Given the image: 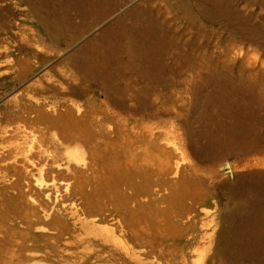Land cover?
<instances>
[{
  "label": "bare ground",
  "instance_id": "6f19581e",
  "mask_svg": "<svg viewBox=\"0 0 264 264\" xmlns=\"http://www.w3.org/2000/svg\"><path fill=\"white\" fill-rule=\"evenodd\" d=\"M111 1L0 0V264H187L195 245L218 261L222 232L173 185L171 145L151 128L148 154L140 128L181 95L128 93L131 74L161 60H128L126 45L127 60H82L83 17ZM140 36L159 39L157 26ZM254 89L264 98V61ZM233 95L213 99L245 120L256 103ZM237 130L243 155L264 154ZM173 249L178 262L165 260Z\"/></svg>",
  "mask_w": 264,
  "mask_h": 264
},
{
  "label": "rangeland",
  "instance_id": "374dc122",
  "mask_svg": "<svg viewBox=\"0 0 264 264\" xmlns=\"http://www.w3.org/2000/svg\"><path fill=\"white\" fill-rule=\"evenodd\" d=\"M82 1L85 8L98 2ZM103 8V16L90 12L83 17L82 60H127L124 45L128 60H161L159 69L130 76L139 85L133 83L129 94L181 95L165 105L168 114L141 123L147 153L154 128L158 142L171 145L165 160L181 165L173 185L194 197L196 211L207 212L222 232L213 264H264V154L249 150L264 147V98L254 89L264 61V0H112ZM154 26L159 39L141 38ZM239 90L256 103L244 112L245 120L228 116L213 99ZM135 119L130 126H136ZM239 124L251 131L246 155ZM205 249L193 246L185 255L187 264H208ZM180 255L173 249L165 260L178 262Z\"/></svg>",
  "mask_w": 264,
  "mask_h": 264
}]
</instances>
